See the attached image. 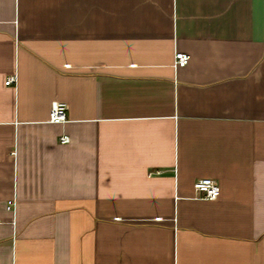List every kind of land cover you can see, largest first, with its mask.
Returning <instances> with one entry per match:
<instances>
[{
    "label": "crops",
    "instance_id": "obj_1",
    "mask_svg": "<svg viewBox=\"0 0 264 264\" xmlns=\"http://www.w3.org/2000/svg\"><path fill=\"white\" fill-rule=\"evenodd\" d=\"M0 264H264V0H0Z\"/></svg>",
    "mask_w": 264,
    "mask_h": 264
},
{
    "label": "built area",
    "instance_id": "obj_2",
    "mask_svg": "<svg viewBox=\"0 0 264 264\" xmlns=\"http://www.w3.org/2000/svg\"><path fill=\"white\" fill-rule=\"evenodd\" d=\"M190 55L184 51H175L173 67L175 69L184 67L189 63ZM69 66V64L67 65ZM17 82V74L10 75L5 83L7 85H13ZM67 103L58 102L52 106L49 114V121L52 123H65L67 122ZM61 144H67L71 141V137L68 134H62L59 138ZM194 189L196 191V197L201 199L215 200L220 195V185L212 178H201L194 183ZM16 202L12 199L8 202L7 209L15 213Z\"/></svg>",
    "mask_w": 264,
    "mask_h": 264
}]
</instances>
